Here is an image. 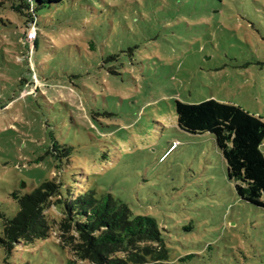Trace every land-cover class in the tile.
Listing matches in <instances>:
<instances>
[{
    "label": "rangeland",
    "instance_id": "rangeland-1",
    "mask_svg": "<svg viewBox=\"0 0 264 264\" xmlns=\"http://www.w3.org/2000/svg\"><path fill=\"white\" fill-rule=\"evenodd\" d=\"M19 5L0 0V212L55 181L154 219L167 264H264V209L176 114L213 99L264 122V0H66L28 31ZM46 214L49 238L0 247V264H93L55 199Z\"/></svg>",
    "mask_w": 264,
    "mask_h": 264
},
{
    "label": "trees",
    "instance_id": "trees-1",
    "mask_svg": "<svg viewBox=\"0 0 264 264\" xmlns=\"http://www.w3.org/2000/svg\"><path fill=\"white\" fill-rule=\"evenodd\" d=\"M66 0H19L16 11L26 15L25 30L37 29V9ZM38 33V32H37ZM178 127L192 135L212 136L227 164V177L239 198L264 209V122L242 108L206 100L199 104L176 102ZM61 183L47 181L31 194L15 191L19 204L13 218H3L0 247L11 252L21 242L49 238L46 211L55 199L64 232L79 236L75 251L93 264H167L169 254L156 221L133 216L129 207L112 196L98 198L93 191L64 197Z\"/></svg>",
    "mask_w": 264,
    "mask_h": 264
},
{
    "label": "built area",
    "instance_id": "built-area-1",
    "mask_svg": "<svg viewBox=\"0 0 264 264\" xmlns=\"http://www.w3.org/2000/svg\"><path fill=\"white\" fill-rule=\"evenodd\" d=\"M32 29H35V28H32ZM28 38H29V40L33 41V40H35L37 38V35L35 33H33V32H30L28 34Z\"/></svg>",
    "mask_w": 264,
    "mask_h": 264
}]
</instances>
